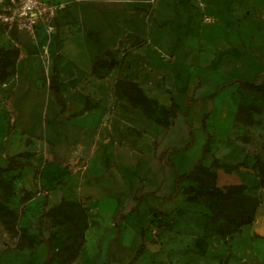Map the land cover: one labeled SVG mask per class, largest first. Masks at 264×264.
<instances>
[{
	"label": "rangeland",
	"instance_id": "374dc122",
	"mask_svg": "<svg viewBox=\"0 0 264 264\" xmlns=\"http://www.w3.org/2000/svg\"><path fill=\"white\" fill-rule=\"evenodd\" d=\"M48 1L64 2L50 38L0 24L16 51L0 81V264L45 259V238L48 264H123L141 227L134 264H264L231 252L261 237L253 221L207 231L175 181L208 142L243 163L214 183H244L264 215V89L236 81L264 78V0Z\"/></svg>",
	"mask_w": 264,
	"mask_h": 264
},
{
	"label": "trees",
	"instance_id": "16d2710c",
	"mask_svg": "<svg viewBox=\"0 0 264 264\" xmlns=\"http://www.w3.org/2000/svg\"><path fill=\"white\" fill-rule=\"evenodd\" d=\"M0 24L5 26L3 23ZM15 53V50L0 45V81L4 80L8 72V66ZM236 81L238 85L254 87L259 90L264 89V78L260 82L246 79H237ZM205 160H208V163H205ZM6 162L7 167L21 165L23 163V161L16 158V155H8ZM240 165H243V163H227L211 154L209 152L208 142H206L203 155L195 162L193 167L186 172L177 173L176 175V185L181 188L184 199L193 206L202 208V212L207 213L205 229L207 228V231L216 233L221 237L233 235L240 231L243 225L251 223L259 204L258 197L246 192V185L244 183H229L221 186L214 183L216 179V168L221 167L228 171L238 168ZM260 181L261 179L256 184H260ZM158 210L155 208L149 210L151 222L156 218ZM41 216L39 215L40 218ZM143 232L144 228L141 227L139 229L141 235L140 244L131 259L123 264H134L138 257L145 251L146 241ZM207 236L206 232V234L195 238V245L199 248L200 252H204L208 244ZM44 240L49 246L47 257L30 264H48L52 259L53 253L50 249L49 239L45 238ZM157 252L159 251L154 253Z\"/></svg>",
	"mask_w": 264,
	"mask_h": 264
},
{
	"label": "built area",
	"instance_id": "2783aa9c",
	"mask_svg": "<svg viewBox=\"0 0 264 264\" xmlns=\"http://www.w3.org/2000/svg\"><path fill=\"white\" fill-rule=\"evenodd\" d=\"M64 2L48 0H0V23L36 37L41 31L50 38L54 19Z\"/></svg>",
	"mask_w": 264,
	"mask_h": 264
},
{
	"label": "crops",
	"instance_id": "0c3cea01",
	"mask_svg": "<svg viewBox=\"0 0 264 264\" xmlns=\"http://www.w3.org/2000/svg\"><path fill=\"white\" fill-rule=\"evenodd\" d=\"M169 81L171 82L172 78H170ZM90 184H92V182L83 184L84 190L90 194L89 197L93 196L90 193V189H92L90 187ZM88 204H91L90 201ZM91 205H93V204H91ZM160 210H162V209H160ZM244 226L245 225H243L242 228H244ZM249 226L251 227V231H254L255 233L259 234L261 237L253 238V239L249 237L250 238V246L249 247H243V248H240L239 246H237L234 243L235 238H232L231 239V252L241 254L242 257H244V255H248L249 253H253L257 263H261L262 261H264V248L258 249V246L261 244L262 241H264V215L256 212L255 213V219L253 220V223L250 224ZM93 227L94 226H89V229H92ZM147 249L153 253L156 251H160V244L156 243V242H154V243L149 242V243H147ZM180 253L181 254H187V253H183V252H180Z\"/></svg>",
	"mask_w": 264,
	"mask_h": 264
}]
</instances>
